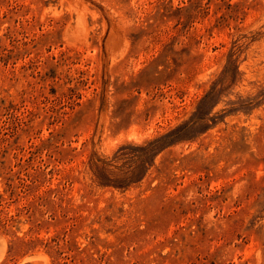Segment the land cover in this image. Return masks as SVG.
Here are the masks:
<instances>
[{
    "label": "rangeland",
    "instance_id": "374dc122",
    "mask_svg": "<svg viewBox=\"0 0 264 264\" xmlns=\"http://www.w3.org/2000/svg\"><path fill=\"white\" fill-rule=\"evenodd\" d=\"M0 264H264V0H0Z\"/></svg>",
    "mask_w": 264,
    "mask_h": 264
},
{
    "label": "trees",
    "instance_id": "16d2710c",
    "mask_svg": "<svg viewBox=\"0 0 264 264\" xmlns=\"http://www.w3.org/2000/svg\"><path fill=\"white\" fill-rule=\"evenodd\" d=\"M170 134V133H169ZM165 136H167V135H165ZM165 136H163V137H165ZM163 137H161V138H163ZM159 140V139H158ZM161 147V146H160Z\"/></svg>",
    "mask_w": 264,
    "mask_h": 264
}]
</instances>
